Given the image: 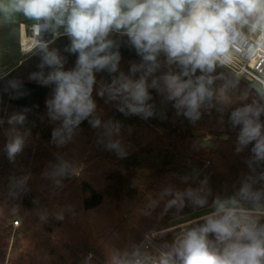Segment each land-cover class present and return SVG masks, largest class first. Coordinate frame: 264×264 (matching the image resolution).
Instances as JSON below:
<instances>
[{
  "label": "trees",
  "instance_id": "1",
  "mask_svg": "<svg viewBox=\"0 0 264 264\" xmlns=\"http://www.w3.org/2000/svg\"><path fill=\"white\" fill-rule=\"evenodd\" d=\"M116 38L127 73L141 58L126 38ZM69 43L62 35L50 45L65 57L66 70L76 61L65 51ZM40 63L39 52L26 54L0 72V264H84L89 254L91 264H105L112 248L131 249L150 232L161 245L171 244L179 230L170 228L203 224L216 202L264 210V162L253 159L252 145L236 151L239 128L229 119L244 104L264 107V90L217 68L213 98L195 123L155 90V114L147 119L124 115L94 92L101 119L122 124L118 138L126 155L120 156L88 120L72 141H53L59 122L50 119L46 101L54 86L30 78ZM96 75L98 82L111 80L107 72ZM18 113L25 122L10 125ZM15 131L25 144L9 159L5 146ZM63 163L69 167L55 175Z\"/></svg>",
  "mask_w": 264,
  "mask_h": 264
},
{
  "label": "clouds",
  "instance_id": "2",
  "mask_svg": "<svg viewBox=\"0 0 264 264\" xmlns=\"http://www.w3.org/2000/svg\"><path fill=\"white\" fill-rule=\"evenodd\" d=\"M15 16L31 21L30 44L21 51L41 55V70L30 78L54 86L46 101L50 119L59 122L53 141L61 146L72 141L88 120L92 128L103 130L100 142L120 156L126 155L118 138L122 124L101 119L94 92L106 103L116 102L124 115L147 119L155 114L150 102L155 90L177 115L195 123L213 98V74L234 61L240 28L250 24L264 37V0H0L3 22L10 23ZM45 32L53 39L43 40ZM62 35L70 41L65 51L76 55L74 67L67 70L65 57L50 48ZM116 37L126 38L141 58L127 73L120 69ZM45 67L50 69L47 73ZM99 72H107L111 80L98 82ZM262 115L264 107L253 103L236 107L229 117L233 128H239L236 151L252 145L257 162H264ZM25 119L24 114H13L8 123L23 124ZM24 144L19 132L10 134L5 146L9 159ZM68 167L63 163L54 174L61 175ZM242 191L249 194L248 186ZM259 196L257 192L255 199ZM204 221L151 251L142 246L112 248L105 264H264V224L240 202H216ZM84 264H91V254Z\"/></svg>",
  "mask_w": 264,
  "mask_h": 264
},
{
  "label": "built area",
  "instance_id": "3",
  "mask_svg": "<svg viewBox=\"0 0 264 264\" xmlns=\"http://www.w3.org/2000/svg\"><path fill=\"white\" fill-rule=\"evenodd\" d=\"M30 24L31 23H29L28 26H30ZM27 36H31L30 29L24 32L26 41ZM42 39L48 41L53 38L50 33L45 32L42 35ZM234 47L238 49L234 57V61L230 67L224 69L240 80L264 90V37H262L261 32L253 29L250 24H247V27L245 28L241 27L240 35L237 37ZM18 48L22 55L25 54L21 51V41L18 43ZM245 209L250 210L252 216L258 219L261 224H264V210ZM15 224L16 223L13 222V225ZM186 226L187 224H180L170 228L169 230L178 229L179 233L176 235L177 237L183 231H186ZM138 246H142L143 248H147L151 251L152 249L158 248L162 245L159 243L158 233L150 232L144 235Z\"/></svg>",
  "mask_w": 264,
  "mask_h": 264
},
{
  "label": "rangeland",
  "instance_id": "4",
  "mask_svg": "<svg viewBox=\"0 0 264 264\" xmlns=\"http://www.w3.org/2000/svg\"><path fill=\"white\" fill-rule=\"evenodd\" d=\"M15 17L16 22L24 21L31 23V21H27L22 16ZM22 31L23 30H21V34H23ZM24 55H26V53L22 55L19 52L18 37L16 35L15 25H10V23L3 22V17H0V72H4L5 70H8L10 67L17 64Z\"/></svg>",
  "mask_w": 264,
  "mask_h": 264
},
{
  "label": "crops",
  "instance_id": "5",
  "mask_svg": "<svg viewBox=\"0 0 264 264\" xmlns=\"http://www.w3.org/2000/svg\"><path fill=\"white\" fill-rule=\"evenodd\" d=\"M16 17L12 18V22H10V25H15V31H16V35L18 37V43L19 41H21V38L24 34V32L27 30V26L29 23L24 22V21H15ZM243 28L247 27V24L242 26ZM21 30H23V34H21ZM24 43V42H23Z\"/></svg>",
  "mask_w": 264,
  "mask_h": 264
},
{
  "label": "bare ground",
  "instance_id": "6",
  "mask_svg": "<svg viewBox=\"0 0 264 264\" xmlns=\"http://www.w3.org/2000/svg\"><path fill=\"white\" fill-rule=\"evenodd\" d=\"M23 32V31H22ZM21 38V45L23 46V47H28L29 46V44H30V41H26L25 40V37H24V35L22 36V37H20ZM24 42V43H23Z\"/></svg>",
  "mask_w": 264,
  "mask_h": 264
}]
</instances>
